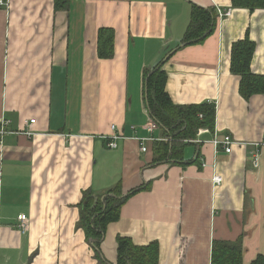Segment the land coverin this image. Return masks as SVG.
Here are the masks:
<instances>
[{
	"label": "crops",
	"instance_id": "crops-1",
	"mask_svg": "<svg viewBox=\"0 0 264 264\" xmlns=\"http://www.w3.org/2000/svg\"><path fill=\"white\" fill-rule=\"evenodd\" d=\"M3 2L0 117L32 135L7 134L0 147V264H117L120 237L157 243L158 264H211L213 241L240 239L242 264L264 254V147L257 169L250 159L264 141V95L244 99L230 72L232 45L248 35L251 73L264 76V10L231 0H69L59 11L53 0ZM193 6L231 13L188 45ZM101 28L114 31L111 58L98 57ZM161 61L172 103H214L215 123L176 140L178 160L153 162V143L172 140L145 89ZM214 133L230 137V152L214 148ZM117 186L128 198L97 259L80 227L83 193Z\"/></svg>",
	"mask_w": 264,
	"mask_h": 264
},
{
	"label": "trees",
	"instance_id": "trees-1",
	"mask_svg": "<svg viewBox=\"0 0 264 264\" xmlns=\"http://www.w3.org/2000/svg\"><path fill=\"white\" fill-rule=\"evenodd\" d=\"M69 0H53L56 11L66 10ZM232 8L247 9L249 12L264 10V0H231ZM216 9L204 10L193 6L184 43L188 45L201 43L212 35L218 25ZM114 31L99 29L97 54L99 58H111L114 53ZM255 45L248 35L232 45L230 72L239 76V93L244 99L254 95H264V76L251 73V60ZM162 61L152 70L146 71L145 89L149 113L155 122L169 132L170 142L153 143V162L178 160L179 153L172 145L177 141H193L199 128L212 129L215 123V104L203 103L190 106H176L165 92V73L161 71ZM180 143L178 144V146ZM128 198V197H127ZM123 197L119 186L103 194L95 195L90 191L83 193L80 204V227L84 230L87 243H92L95 258L99 259L101 238L106 227L119 219L120 210L127 199ZM84 224V226L81 224ZM242 243L213 241L211 264H242ZM159 247L157 243L147 246H135L128 238L117 240V264H158ZM249 264H264V254H258Z\"/></svg>",
	"mask_w": 264,
	"mask_h": 264
},
{
	"label": "built area",
	"instance_id": "built-area-1",
	"mask_svg": "<svg viewBox=\"0 0 264 264\" xmlns=\"http://www.w3.org/2000/svg\"><path fill=\"white\" fill-rule=\"evenodd\" d=\"M2 5H7V3H4L3 0H0V6ZM231 13V9H227V10H224V11H218V18L221 19L223 17H226V16H229ZM35 122V120H30L29 123L30 124H33ZM9 125V121L5 120L4 118L0 117V147L3 143V138L4 136H6L7 134H22V135H26L27 137H30L32 135V133L30 131H28L27 129H25L24 131L22 132H17V133H12L10 131L7 130V126ZM112 130L115 129V126H111ZM155 128H157V125L155 122H151L148 126V130L150 132H152ZM113 140L107 144V146L109 148H114L116 147V144L114 143V140L116 138H118V136L114 135L111 137ZM147 140H151V139H141L139 140V142H141V145L142 143H144L145 141ZM211 143L213 144L214 148H217V147H222L225 152H230L231 150V146L234 145L235 143L230 139L229 136H217L216 133H214V138L213 140L211 141ZM263 144H259V143H256L254 144V147L255 149H257L256 151H253L251 153V166L252 168L254 169H257L259 167V162H260V148L264 146V141L261 142ZM141 151L142 152H145L146 151V147L145 146H142L141 147ZM203 167L206 166V164L202 165ZM212 180L215 182V183H220L221 182V179L219 177H214L212 178ZM18 220L20 221L21 223V226H20V229L22 231V233H24L26 231L25 229V223H26V217L24 215H20L18 216Z\"/></svg>",
	"mask_w": 264,
	"mask_h": 264
},
{
	"label": "rangeland",
	"instance_id": "rangeland-1",
	"mask_svg": "<svg viewBox=\"0 0 264 264\" xmlns=\"http://www.w3.org/2000/svg\"><path fill=\"white\" fill-rule=\"evenodd\" d=\"M261 142H262V141H261ZM261 142H256V143L263 144V143H261ZM256 143H254V144H256ZM254 144H253V146H254ZM263 147H264V146H263ZM259 163H260V162H259ZM82 225L84 226L83 223L81 224V226H82ZM242 250H243V248H242Z\"/></svg>",
	"mask_w": 264,
	"mask_h": 264
}]
</instances>
